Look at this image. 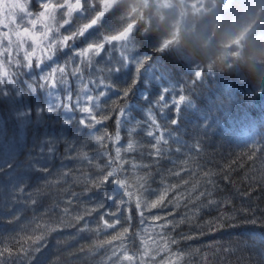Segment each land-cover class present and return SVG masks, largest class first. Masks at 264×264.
I'll list each match as a JSON object with an SVG mask.
<instances>
[{"label": "trees", "instance_id": "obj_1", "mask_svg": "<svg viewBox=\"0 0 264 264\" xmlns=\"http://www.w3.org/2000/svg\"><path fill=\"white\" fill-rule=\"evenodd\" d=\"M102 1L93 0L96 9L87 19L74 13L60 36L89 22ZM161 1H120L55 55L63 65L73 48L105 45L91 73L111 89L95 111L98 118H113L97 128L114 135L115 113L109 110L124 106L119 143L132 139L136 147L132 153L122 149L127 163L112 167L122 165L121 178L134 194L125 208H131L130 221L108 228L101 220L97 193L105 195L100 180L111 170L104 149L93 141L90 161L64 159L69 143L92 132L80 127L79 113L41 111L56 104L59 92L36 87L41 72L35 62L32 70L15 69V83L0 84V264H125L123 253L137 257L144 239L167 250L174 264H264V0ZM39 7L31 0L33 12ZM130 28L125 55L132 62L99 68L97 62L124 51L122 42L103 37ZM70 84L75 93L76 80ZM124 88H130L126 99L118 96ZM181 95L186 99L177 104ZM150 117L168 141L159 161L149 156ZM105 146L114 158L117 145ZM142 178L146 189L138 186ZM111 188L109 183V194ZM209 191L210 197L200 195ZM160 195L155 208L142 205L147 223L141 224L137 196L151 205ZM114 252L120 261L109 259Z\"/></svg>", "mask_w": 264, "mask_h": 264}, {"label": "snow or ice", "instance_id": "obj_2", "mask_svg": "<svg viewBox=\"0 0 264 264\" xmlns=\"http://www.w3.org/2000/svg\"><path fill=\"white\" fill-rule=\"evenodd\" d=\"M31 0H25L23 3H13L4 6H0V84H12L15 83L16 71L10 70L9 66L14 69H33V58H35V68L39 69L42 73L38 79L40 83L36 87H44L49 90L59 92L56 104L47 107L46 109H41V111H47L52 113L58 109L65 110L67 112L76 114L79 113L78 123L81 128L86 130H91L92 135L90 137H82L76 140L74 143H69L66 152L64 153V159L75 160L81 159L84 161H90L87 149L92 145L93 141L100 148L104 149L101 153L107 156L110 163L107 165L110 171H107L103 175L102 180H100V185L105 189V195L97 196L99 197V208L104 209L101 215V220L104 225L108 228H114L117 224H120L122 219L126 221L131 220L130 211L128 208L127 213L125 212L126 206H129L133 197V192L128 184L126 178H121V173L125 170L122 165H117V167H112L117 161L127 163L124 161L121 155L122 149L125 152L132 153L135 151L136 143L134 140L129 139L126 145H120L122 139L120 134V122L124 117L125 108L117 107L115 109H110L115 113V123L116 132L114 135L109 134L107 131L100 133L97 125L102 124L105 120L113 118L105 114L101 118H98V113L95 111L101 107V100L103 97L108 95L111 85L106 84L104 80H97L92 78L91 68L93 64V58L99 56L104 48V43H88L84 48L76 50L73 48L68 59L61 65L57 60H55V55L57 51L63 50L68 47V42L74 40L76 37H84L89 29L98 25L101 19L108 12V6L102 2L100 10L96 12L95 16L89 20V22L84 23L82 26L78 27L71 35L60 36L59 28L63 25L70 24L74 13H79L81 16L86 17V13L90 10H95L96 5L93 0H39L40 7L42 11L38 14H33L28 5ZM58 10H64L63 24L59 27L54 28L53 23L57 22V12ZM42 17H47L48 23L42 20ZM41 27L37 28V24ZM103 41L107 43L112 42H122L121 47L124 51L121 53L122 62L131 63V57L125 55L128 51V44L130 40L126 37L125 33H118L113 35H105ZM23 49V56L20 57V50ZM163 51V48L159 49ZM39 53L40 55H37ZM44 61H49L51 63L45 65ZM143 62L137 64V72H139L140 66ZM55 65V66H53ZM211 70V66H209ZM109 71H119V68L109 69ZM203 69H198L195 73L196 77L199 78L202 75ZM87 73V75H86ZM75 79L77 82V90L73 93L70 80ZM135 83V81H133ZM130 88H124L120 90L118 96H122L126 99ZM163 99V98H162ZM186 99L185 96H178L176 99L177 104H182ZM115 103V101H113ZM64 123L70 124V120H65ZM175 123V121H173ZM135 129L130 131L128 135L131 137ZM146 135L152 138V151L149 153L150 157L155 158L159 161L160 158L164 156V147L168 145V141L165 139L163 130L159 127L158 121L154 118H149L148 130ZM112 141L117 146L115 147L114 158L112 153L106 148L105 142ZM52 147L48 148L49 152H53L55 147V142H51ZM199 148V145L195 146ZM78 149H84L83 152L78 151ZM75 154V155H74ZM132 168L138 167L135 163L130 165ZM147 167V166H145ZM46 174L50 173L49 169H41ZM67 175V173H65ZM112 185L111 192L109 194L107 185ZM141 188H147V178H142L140 184ZM23 191V189H21ZM148 191H151L148 189ZM89 199H92V194L89 192ZM201 196L210 197L212 193L201 192ZM163 195H160L159 199L148 205L139 196L136 198L135 208L137 209L140 223H147L142 210V205L144 207L155 208L161 200H163ZM216 203L213 200H209V204ZM115 205L119 211H111V205ZM96 209H93L95 211ZM111 216L112 222L105 219V217ZM157 220L160 219L159 216L156 217ZM255 223V221H254ZM164 226H167L166 224ZM86 230V226L81 229ZM124 231L127 233L128 228ZM175 243V240L171 241ZM143 243V241H142ZM165 246H167L165 244ZM157 251L159 247L157 246ZM117 258L121 260V255L118 253H113L112 258ZM123 258L133 261L135 259L134 255H129L127 252L123 253ZM152 258L151 256L149 257ZM182 259V255L177 253L175 260L179 261ZM174 264V262H170Z\"/></svg>", "mask_w": 264, "mask_h": 264}, {"label": "rangeland", "instance_id": "obj_3", "mask_svg": "<svg viewBox=\"0 0 264 264\" xmlns=\"http://www.w3.org/2000/svg\"><path fill=\"white\" fill-rule=\"evenodd\" d=\"M120 1H122V0H103L102 2H104L108 6V8H109L108 12H109ZM171 1L172 0H162L161 2L164 4V6H167L168 4H170ZM23 2H25V0H0V6L13 4V3H23ZM73 2H74V0H73ZM30 4H31V2H30ZM30 4L28 5V8L34 15L38 14L40 11H42L41 7H39L35 12H33V10H31V8H30ZM63 13H64V10H58L57 17H56L57 22L53 23L54 28L59 27L60 24H63V19L61 17V14H63ZM41 19L44 20L45 23L49 22L47 17H42ZM39 27H41V25L38 23L37 28H39ZM130 31H131V28L127 29L123 32H120V33H125L126 37H127L129 35ZM118 47L119 46L113 47L112 50L118 49ZM132 52H133V49H132ZM37 55H40V54L37 53ZM22 56H23V49L20 50V57H22ZM33 62H35V58H33ZM46 62H48V61H44V63H46ZM131 62H132V60H131ZM126 63H129V62H124V63L122 62L120 51H119V53L116 52V53L112 54L111 57L106 59V61L103 64H102V62H97V64L99 65V68H102V69L105 68L106 70H107L108 66H111L112 68H114L116 66H120V65L126 64ZM9 68H10V70L15 71V69L11 68V66H9ZM26 70H28V69H26ZM41 74L42 73H40V75ZM114 76L115 77L117 76V72H115ZM18 118L20 119V117H18ZM154 236H157V235H154ZM152 238H155V237H152ZM155 243L156 242L150 243V241H148L147 239H144L143 243L141 245L140 254H138L137 257H135V259L133 261L124 259L125 264H170V262H173L172 260H169L167 257L169 255V252L167 250H166L167 252L163 248H160L159 251L155 250V249H157V247L155 246L156 245ZM150 256L152 257L151 259L149 258Z\"/></svg>", "mask_w": 264, "mask_h": 264}]
</instances>
